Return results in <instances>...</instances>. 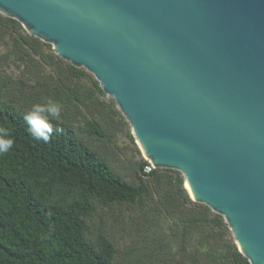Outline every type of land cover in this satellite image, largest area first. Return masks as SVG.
<instances>
[{
  "label": "water",
  "instance_id": "1",
  "mask_svg": "<svg viewBox=\"0 0 264 264\" xmlns=\"http://www.w3.org/2000/svg\"><path fill=\"white\" fill-rule=\"evenodd\" d=\"M0 14L91 72L146 158L264 264V0H0Z\"/></svg>",
  "mask_w": 264,
  "mask_h": 264
},
{
  "label": "trees",
  "instance_id": "2",
  "mask_svg": "<svg viewBox=\"0 0 264 264\" xmlns=\"http://www.w3.org/2000/svg\"><path fill=\"white\" fill-rule=\"evenodd\" d=\"M22 29L20 22L0 14V33L12 38L14 52L38 72L32 81L40 88L53 89V100L61 94L74 95L70 84L86 73L47 53L50 44L20 35ZM37 57L52 68L65 66L54 85L46 82L34 63ZM96 92L105 94L99 84ZM26 110L0 98V128L14 140L13 148L0 155V264H137L129 259L133 253H122L102 225L94 227L98 209L142 200L147 184L163 178L168 180L171 200L189 202L184 179L173 180L160 169L143 175L145 162L138 169L141 183H127L105 154L91 148L65 123L51 122L53 134L47 143L35 140L23 119ZM86 132L104 143L110 141L95 123H89ZM202 208L211 212L209 207ZM214 215L218 225H226L221 215ZM231 257L236 264H250L238 250Z\"/></svg>",
  "mask_w": 264,
  "mask_h": 264
},
{
  "label": "rangeland",
  "instance_id": "3",
  "mask_svg": "<svg viewBox=\"0 0 264 264\" xmlns=\"http://www.w3.org/2000/svg\"><path fill=\"white\" fill-rule=\"evenodd\" d=\"M19 34L29 35L24 27ZM15 48L12 38L0 33V98L27 109L47 98L54 99L53 89L40 88L32 81L37 70L28 67L20 54L14 52ZM46 52L57 55L53 46ZM34 63L41 68L48 84L57 82L60 77L57 74L65 72L64 65L52 68L38 57ZM81 70L86 76L70 84L75 94H61V98L55 100L62 106L60 122L68 125L91 148L105 154L125 182L141 183L139 166L149 160L134 138L130 123L112 97L96 92L99 82L95 77ZM89 123L97 124L110 141L104 143L89 136L86 132ZM158 169L173 180L184 179L179 171ZM165 170L169 172L164 173ZM144 181L147 183L146 179ZM167 185L165 178L160 183L149 182L147 195L142 200L130 205L99 208L94 227L102 225L122 253H133L129 259H135L137 264H236L231 254L239 248L227 223L218 225L216 213L211 209L208 212L202 208L206 205L192 200L185 179L189 202L184 198L182 203L171 200Z\"/></svg>",
  "mask_w": 264,
  "mask_h": 264
},
{
  "label": "clouds",
  "instance_id": "4",
  "mask_svg": "<svg viewBox=\"0 0 264 264\" xmlns=\"http://www.w3.org/2000/svg\"><path fill=\"white\" fill-rule=\"evenodd\" d=\"M62 117V106L59 102L47 98L34 103L23 112V119L28 125L30 135L37 141L47 143L53 134L52 121L59 122ZM14 146L11 134L0 128V155L8 153Z\"/></svg>",
  "mask_w": 264,
  "mask_h": 264
},
{
  "label": "built area",
  "instance_id": "5",
  "mask_svg": "<svg viewBox=\"0 0 264 264\" xmlns=\"http://www.w3.org/2000/svg\"><path fill=\"white\" fill-rule=\"evenodd\" d=\"M157 168L150 162L148 161L142 169V174L143 175H150L154 170H156Z\"/></svg>",
  "mask_w": 264,
  "mask_h": 264
},
{
  "label": "bare ground",
  "instance_id": "6",
  "mask_svg": "<svg viewBox=\"0 0 264 264\" xmlns=\"http://www.w3.org/2000/svg\"><path fill=\"white\" fill-rule=\"evenodd\" d=\"M80 69H85V67H80ZM86 70V69H85ZM87 71V70H86ZM88 72V71H87ZM89 73H91V72H89ZM92 74V73H91ZM93 75V74H92ZM94 76V75H93ZM111 97V96H110ZM139 145V144H138ZM140 146V145H139ZM141 148V147H140ZM142 149V148H141ZM145 155V154H144ZM146 156V155H145ZM186 188L188 189V191H189V193H190V195H191V198L193 199V200H195L194 199V197H193V195H192V192H191V190H190V188H189V186L187 185V183H186Z\"/></svg>",
  "mask_w": 264,
  "mask_h": 264
}]
</instances>
